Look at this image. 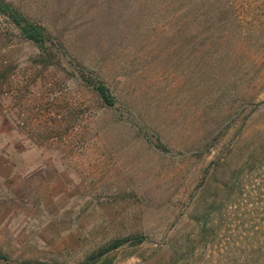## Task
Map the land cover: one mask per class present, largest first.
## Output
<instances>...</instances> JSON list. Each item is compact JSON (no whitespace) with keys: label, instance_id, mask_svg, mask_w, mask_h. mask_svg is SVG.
<instances>
[{"label":"rangeland","instance_id":"obj_1","mask_svg":"<svg viewBox=\"0 0 264 264\" xmlns=\"http://www.w3.org/2000/svg\"><path fill=\"white\" fill-rule=\"evenodd\" d=\"M0 6L43 34L14 22L3 52L0 32V76L22 81L2 114L80 198L48 247L6 264H264V0Z\"/></svg>","mask_w":264,"mask_h":264},{"label":"crops","instance_id":"obj_2","mask_svg":"<svg viewBox=\"0 0 264 264\" xmlns=\"http://www.w3.org/2000/svg\"><path fill=\"white\" fill-rule=\"evenodd\" d=\"M33 138L0 109V264L24 244L44 250L59 234L52 227L66 225L78 209L79 191L60 156Z\"/></svg>","mask_w":264,"mask_h":264},{"label":"built area","instance_id":"obj_3","mask_svg":"<svg viewBox=\"0 0 264 264\" xmlns=\"http://www.w3.org/2000/svg\"><path fill=\"white\" fill-rule=\"evenodd\" d=\"M14 19L11 17V15L7 13H3L0 11V32L7 35L8 42L5 46V48L2 49L3 52L8 51L9 49L14 48V34H17V25L14 23ZM1 52V51H0ZM0 53V65L3 67H6L8 65V60L1 58ZM2 74V72L0 73ZM21 83V79L18 76L17 72H13L9 74L7 77L0 76V109L4 113H8L9 111V105L7 104L8 101L12 100L13 97L16 94V89H14V86L12 83ZM18 125L21 128L29 129L26 126V122L20 121Z\"/></svg>","mask_w":264,"mask_h":264},{"label":"trees","instance_id":"obj_4","mask_svg":"<svg viewBox=\"0 0 264 264\" xmlns=\"http://www.w3.org/2000/svg\"><path fill=\"white\" fill-rule=\"evenodd\" d=\"M0 11L6 12L1 6H0ZM14 21L22 28L26 36L32 40L35 43H41L43 41V34L41 31H39L37 28L33 26H29L28 24H23L21 21L17 20L15 17H13ZM98 91L102 95V97L107 101L111 102L109 97L107 96V93L105 92V89L98 85L97 87ZM118 246V244H115L112 248ZM90 264V263H89Z\"/></svg>","mask_w":264,"mask_h":264},{"label":"water","instance_id":"obj_5","mask_svg":"<svg viewBox=\"0 0 264 264\" xmlns=\"http://www.w3.org/2000/svg\"><path fill=\"white\" fill-rule=\"evenodd\" d=\"M258 107H260V105H258L257 108H258ZM256 111H257V109H255L254 111H252L251 114L249 115L248 119H249L252 115H254V113H255Z\"/></svg>","mask_w":264,"mask_h":264}]
</instances>
